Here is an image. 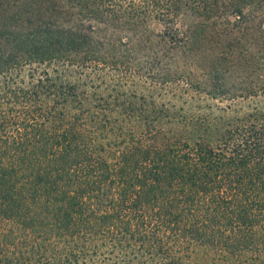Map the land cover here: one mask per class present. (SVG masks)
Instances as JSON below:
<instances>
[{
  "label": "trees",
  "instance_id": "1",
  "mask_svg": "<svg viewBox=\"0 0 264 264\" xmlns=\"http://www.w3.org/2000/svg\"><path fill=\"white\" fill-rule=\"evenodd\" d=\"M0 264H264V0H0Z\"/></svg>",
  "mask_w": 264,
  "mask_h": 264
},
{
  "label": "rangeland",
  "instance_id": "2",
  "mask_svg": "<svg viewBox=\"0 0 264 264\" xmlns=\"http://www.w3.org/2000/svg\"><path fill=\"white\" fill-rule=\"evenodd\" d=\"M146 85L148 87L150 86L147 83H146ZM179 85L180 84H172V85H170V86L168 85L167 87L164 88L162 85L157 84L156 87L161 88L158 90H161L162 96L164 95V96L168 97V96H171V94H173V92H175V90L178 89ZM166 97H164V98H166ZM187 102L188 103H186V104L179 102L178 106H180V104H182L183 108H185V109H189L191 107L192 111H194L196 115H197V113L200 114L201 112L206 113V112H208L209 109H212L215 111L216 114H219V112L222 113L221 109L224 110L226 106H228L229 104H233V103H230V101H228V100H222V101L209 100V99L200 100V98H198L197 100H188ZM210 104L213 105L212 108H209V107H211V106H209ZM236 106H233L232 108H235Z\"/></svg>",
  "mask_w": 264,
  "mask_h": 264
}]
</instances>
